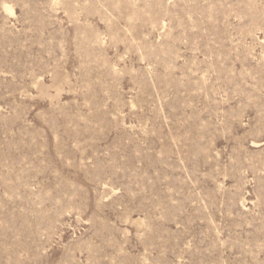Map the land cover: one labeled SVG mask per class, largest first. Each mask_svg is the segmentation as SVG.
<instances>
[{
	"label": "rangeland",
	"instance_id": "1",
	"mask_svg": "<svg viewBox=\"0 0 264 264\" xmlns=\"http://www.w3.org/2000/svg\"><path fill=\"white\" fill-rule=\"evenodd\" d=\"M0 264H264V0H0Z\"/></svg>",
	"mask_w": 264,
	"mask_h": 264
}]
</instances>
